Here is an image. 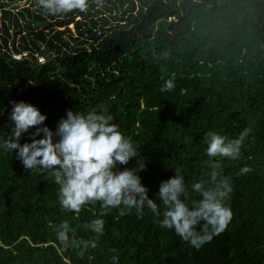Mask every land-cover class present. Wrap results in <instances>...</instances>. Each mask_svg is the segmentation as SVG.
<instances>
[{"label":"trees","instance_id":"obj_1","mask_svg":"<svg viewBox=\"0 0 264 264\" xmlns=\"http://www.w3.org/2000/svg\"><path fill=\"white\" fill-rule=\"evenodd\" d=\"M13 1L0 0V264H113V256L115 264H264V0H103L108 13L90 0L86 13L56 16L36 0L12 10ZM11 27L20 40L9 44ZM35 50L48 58L38 60ZM169 79L175 88L162 90ZM12 101L38 107L53 131L68 109H106L138 146L118 167L145 164L138 175L161 215L145 207L142 218L135 208L121 216L99 202L64 210L50 172L25 169L2 147L13 137ZM246 127L238 159L212 158L221 164L218 180L233 188L224 201L233 218L197 250L160 226L159 185L179 168L188 193L181 199L192 207L201 198L192 185L211 186L206 134L235 139ZM244 166L254 171L238 175ZM97 218L99 237L87 227ZM64 221L72 240L97 247L81 257L82 245L61 244Z\"/></svg>","mask_w":264,"mask_h":264},{"label":"clouds","instance_id":"obj_2","mask_svg":"<svg viewBox=\"0 0 264 264\" xmlns=\"http://www.w3.org/2000/svg\"><path fill=\"white\" fill-rule=\"evenodd\" d=\"M36 4L45 15L56 16L75 10L86 13L90 0H36ZM91 4L100 8L103 7V0H91ZM174 88V80L169 79L162 90L171 91ZM11 103L13 137L4 140L2 147L6 151H15L25 169L50 172L59 185V203L64 210L79 213L84 205L99 202L103 209L119 208L121 216L130 214L131 209L135 208L138 218H142L145 207L156 216L161 215L138 175L145 164L136 170H121L118 167L127 165L136 157L138 146H134L116 124L110 123L113 117L105 114L106 109L101 113L91 111L86 115L68 109L53 131L44 124L47 117L35 105L24 101ZM33 128L35 131L30 133L31 142L19 143L21 136ZM251 131L246 127L235 139H228L216 132L206 134V153L212 169L211 186H206L203 181L192 185V191L201 197L192 201V207L181 199L182 196L187 198L188 193L179 168L175 169L173 177L160 183L157 197L164 205L163 219L159 221L162 228L174 229L182 240L197 250L227 229L233 212L224 201L233 188L228 179L218 180L221 164L212 158L238 159ZM252 171L254 169L251 167L244 166L238 175ZM201 222L203 226L197 231L196 227ZM87 227L97 237L102 236L104 220L94 219ZM69 231L68 222H62L57 229V239L66 247L82 245L78 253L81 257L89 247H97L96 240H72ZM112 260L115 264L118 257L113 256Z\"/></svg>","mask_w":264,"mask_h":264},{"label":"rangeland","instance_id":"obj_3","mask_svg":"<svg viewBox=\"0 0 264 264\" xmlns=\"http://www.w3.org/2000/svg\"><path fill=\"white\" fill-rule=\"evenodd\" d=\"M31 0H14L12 3L8 4L7 7L11 8L12 10H15L16 8H20L23 5H27ZM34 7V6H32ZM105 13H108V10L103 6L100 7ZM2 15V9H0V16ZM76 17H79L78 15ZM69 26L73 27L72 23H69ZM62 27V26H61ZM17 31V28H10V32L12 34H10L9 38H8V43L10 44L12 41L17 42L19 39V34ZM38 44L40 45V47H42V44L40 42H38ZM33 55L36 56L37 59H41L40 56H44L45 60L48 58V56L46 54H41V52L39 50H35L33 51ZM51 55V53H50Z\"/></svg>","mask_w":264,"mask_h":264},{"label":"built area","instance_id":"obj_4","mask_svg":"<svg viewBox=\"0 0 264 264\" xmlns=\"http://www.w3.org/2000/svg\"><path fill=\"white\" fill-rule=\"evenodd\" d=\"M27 53V51H25V50H23V51H13L12 53H11V55L13 56V57H15V58H20V57H22L24 54H26ZM40 61H44L45 60V58H44V56L42 55V56H40ZM39 60V59H38Z\"/></svg>","mask_w":264,"mask_h":264},{"label":"water","instance_id":"obj_5","mask_svg":"<svg viewBox=\"0 0 264 264\" xmlns=\"http://www.w3.org/2000/svg\"><path fill=\"white\" fill-rule=\"evenodd\" d=\"M54 264H56V263L54 262Z\"/></svg>","mask_w":264,"mask_h":264},{"label":"crops","instance_id":"obj_6","mask_svg":"<svg viewBox=\"0 0 264 264\" xmlns=\"http://www.w3.org/2000/svg\"><path fill=\"white\" fill-rule=\"evenodd\" d=\"M41 43V42H40Z\"/></svg>","mask_w":264,"mask_h":264}]
</instances>
